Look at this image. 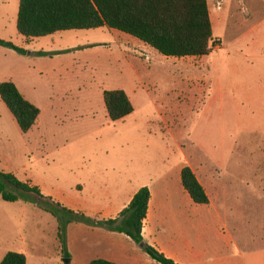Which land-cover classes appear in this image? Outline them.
<instances>
[{
    "label": "rangeland",
    "instance_id": "obj_1",
    "mask_svg": "<svg viewBox=\"0 0 264 264\" xmlns=\"http://www.w3.org/2000/svg\"><path fill=\"white\" fill-rule=\"evenodd\" d=\"M18 1L0 3V39L16 45L20 43L14 12ZM207 2L216 14L212 31L218 45L210 55L200 58L169 60L151 49L154 58L148 49L115 45L107 33L91 38L68 33L71 35H65V47L78 46L84 39L107 43L96 53L78 55L76 65L65 68V85L58 89L51 79L53 64L49 59L22 57L0 48V73L11 75L23 90V97L42 114L36 130L22 135L0 100V147L11 142L9 152L27 174L23 182L47 194L53 188L65 192V186L97 171L96 167H116L125 172L133 157L125 132L137 125L143 127L148 119L147 134L156 140L174 139L180 145L181 160L239 158L249 163L243 165L245 168H255L264 176V0ZM41 48L46 46L40 40L27 49ZM117 89L131 95L136 109L124 124L110 126L96 106L95 118L87 113L86 120L92 122L87 130L73 123L65 126V118L62 123L55 120L54 106L61 103L60 97L66 96L67 114H78L82 101L76 95L96 100L102 92ZM174 95L181 105L180 115H167L168 111L160 117L153 115L149 98L160 103ZM154 151L148 150L150 154ZM173 152L179 154L178 149ZM85 161L96 167H85ZM261 183L264 188V177ZM79 242L71 245L72 264H85L86 249L92 245L86 238ZM8 251L24 254L27 264H63L64 260L56 240V223L50 215L32 203L0 199V259Z\"/></svg>",
    "mask_w": 264,
    "mask_h": 264
},
{
    "label": "crops",
    "instance_id": "obj_2",
    "mask_svg": "<svg viewBox=\"0 0 264 264\" xmlns=\"http://www.w3.org/2000/svg\"><path fill=\"white\" fill-rule=\"evenodd\" d=\"M2 1L0 0V3ZM14 12L16 26L18 7ZM209 15L212 24L216 14L215 12L212 13L210 8ZM114 31L104 27L88 31L58 32L48 37L33 39L29 43H26V40L20 36V43L14 45L27 50L26 56L49 59L53 64L51 79L54 86L60 89L65 85V68L68 65V67L75 66L74 63L78 59V55L86 56L96 53V49L100 48L101 44L107 43L101 39H84L78 46L65 47L64 37L71 35L68 33H75L73 34L75 37L88 38L94 37L96 34L107 33L115 45L121 44L124 48L131 45L148 49L147 51L151 53V56L156 58L153 49L151 50L150 47L128 35ZM40 40L45 42V49H33L32 51L27 49ZM9 51L15 53L12 50ZM40 51L55 53L56 55L51 57L36 56V53ZM3 53L6 54L5 51ZM189 58L200 57H165L169 60ZM124 61L129 62L128 60ZM94 64L93 62L91 65L94 66ZM13 80L14 78L8 73L6 76L0 73V82L11 81L22 95L23 90L17 81ZM76 83L78 82L76 81ZM126 95L133 106L131 95L129 93ZM75 97L82 101L78 114H67L65 110L66 96L59 98L61 103H56L54 106L57 122L62 123L65 118V126L73 123L76 127L84 126L87 130L89 124L92 123L91 120H86L87 113L88 115L93 114L95 118L94 106H96L99 111L102 110L104 113L105 122L107 121L106 123H110L109 125L114 127L124 124L129 120V116L136 111L133 108L131 115L112 123L107 116L103 92L96 100L85 95H76ZM150 99L149 106L153 107V115L160 117L165 115L167 111L169 113L167 115L181 114V105L176 102V95L168 102L156 103L151 102ZM41 117L40 111L33 126L34 130H36ZM149 121L150 119L145 121L143 127L137 125L127 133L125 132L126 142L130 143L133 149L131 150L133 157L128 160L129 164H126L125 172H120L116 167L110 168V170L97 168L95 164L85 161V167L92 165L96 167L97 171L87 173V176H83V178L79 177L76 183L69 187L65 186V192L64 189L53 188L47 194L41 192L42 195L51 198L69 210L83 213L89 217L109 220L119 216L138 190L148 187L150 199L141 234L145 243L163 253L168 259L176 264H264V188H261L264 176L255 168H245L243 165H249V163L246 164L239 158L207 156L200 160L187 158L181 160L179 157L181 155L180 145L174 143V139L172 141L156 140L147 134L145 126ZM109 125L107 127H110ZM9 146L3 147L2 145L0 147V172L12 174L23 182L27 174L15 160V156L9 152ZM149 149H156L157 151H154L155 154H150ZM174 149H178L179 154L171 153ZM171 154L175 156H171ZM148 155L153 157H148ZM185 166L193 171L205 190L209 200L208 204H195L182 187L181 170ZM261 209L263 211H259ZM244 210L248 212L245 214ZM85 238L89 239V244H92L89 246L91 249L89 247L86 249L88 256L85 264L93 259H103L115 264H157L126 236L81 224H71L67 227V249L70 254L68 264H72L71 245Z\"/></svg>",
    "mask_w": 264,
    "mask_h": 264
},
{
    "label": "trees",
    "instance_id": "obj_3",
    "mask_svg": "<svg viewBox=\"0 0 264 264\" xmlns=\"http://www.w3.org/2000/svg\"><path fill=\"white\" fill-rule=\"evenodd\" d=\"M108 28L128 35L163 57H204L218 45L213 40L207 0H19L16 30L26 43L58 32L88 31ZM0 47L26 56L28 51L9 41ZM55 53L37 52L51 57ZM0 100L16 121L22 134L36 123L39 109L24 99L11 81L0 82ZM103 101L110 122L123 120L133 113V106L123 90H106ZM181 184L191 200L206 205L209 200L193 171L181 170ZM0 199L6 203L25 202L50 215L56 223V240L63 259L70 260L67 249V227L81 224L118 233L130 239L157 264H176L163 253L144 242L141 230L146 217L150 192L143 187L116 219L103 220L65 208L42 195L38 187L19 181L14 175L0 172ZM0 264H27L24 254L8 251ZM64 264V263H63ZM88 264H115L93 259Z\"/></svg>",
    "mask_w": 264,
    "mask_h": 264
},
{
    "label": "water",
    "instance_id": "obj_4",
    "mask_svg": "<svg viewBox=\"0 0 264 264\" xmlns=\"http://www.w3.org/2000/svg\"><path fill=\"white\" fill-rule=\"evenodd\" d=\"M138 248H139V249H142V248H143V244H140V245L138 246ZM63 263H64V264H68V263H69V260H68V259H64V260H63Z\"/></svg>",
    "mask_w": 264,
    "mask_h": 264
}]
</instances>
